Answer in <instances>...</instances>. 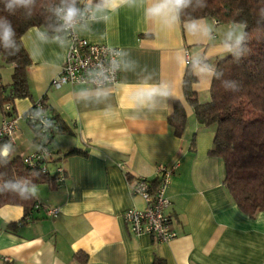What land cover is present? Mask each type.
<instances>
[{"label":"crops","instance_id":"obj_1","mask_svg":"<svg viewBox=\"0 0 264 264\" xmlns=\"http://www.w3.org/2000/svg\"><path fill=\"white\" fill-rule=\"evenodd\" d=\"M99 3L91 0V17L75 32L120 48L114 85L50 87L67 39L41 27L21 37L31 62L30 97L15 100L16 113L44 94L68 130L50 143L63 155L57 161L62 180L28 187L32 201L57 207V215L35 209L25 217L22 205H1L0 264H152L155 258L166 264H264V211L250 217L233 202L222 182V161L208 154L214 127L196 121L182 90L189 60L198 100L209 99L213 67L231 53L227 47L233 49L235 38L229 33L243 31L242 25L210 17L168 24L147 14L152 0H121L113 9L97 10ZM149 91L167 95L142 96ZM176 100L186 114L181 136L167 121ZM36 149L34 132L19 118L7 154ZM157 164L175 166L165 193L176 235L167 242L132 233L121 216L127 208L144 207L130 183L139 176L153 180Z\"/></svg>","mask_w":264,"mask_h":264},{"label":"trees","instance_id":"obj_2","mask_svg":"<svg viewBox=\"0 0 264 264\" xmlns=\"http://www.w3.org/2000/svg\"><path fill=\"white\" fill-rule=\"evenodd\" d=\"M67 3L71 0H33L27 7L9 10L6 0H0V20L6 21L14 33L7 44L0 38V66L11 65L8 83L1 81L0 74V113L2 117L19 116L34 132L37 149L40 144L50 151V155L40 156L34 166L26 164L19 155L0 156V206L20 204L25 217L31 210L39 209L28 187L34 183L59 182L57 161L63 155L53 150L50 143L56 133L68 129L46 104L44 94L21 115L16 113L15 100L30 97L27 69L31 62L21 37L31 27L43 28L46 35L64 36L56 9ZM204 17L241 24L244 39L239 46L233 44L231 53L215 63L207 101H199L192 88L196 77L189 61L182 80L183 95L196 121L214 127L208 154L222 161V182L233 202L244 214L253 217L264 211V0H191L179 13L181 22ZM43 113L48 128L40 131L34 120L36 123ZM167 121L173 134L181 136L186 127L181 101L173 102ZM5 143L6 139L0 138V151ZM147 180L153 187L157 185V175ZM152 264L166 263L155 258Z\"/></svg>","mask_w":264,"mask_h":264},{"label":"built area","instance_id":"obj_3","mask_svg":"<svg viewBox=\"0 0 264 264\" xmlns=\"http://www.w3.org/2000/svg\"><path fill=\"white\" fill-rule=\"evenodd\" d=\"M62 6H59L60 8ZM76 7L81 9L82 15L78 17L71 27L64 25L57 15V20L67 39V47L59 72L51 80L50 87L59 88L63 84L82 85L86 87L101 88L114 85L118 80L120 63V48L108 44L96 43L80 36L75 32V26L87 21L91 17V0H76ZM189 60L186 61L188 63ZM37 106L40 103L37 101ZM31 117V116H30ZM20 117H2L0 121V138H5L3 146L7 152L14 144L17 130V120ZM33 120V119H32ZM44 113L39 115L34 124L40 131L48 128L45 122ZM33 123V121H32ZM2 149V150H3ZM50 151L44 145L38 144V149L30 155L22 156L23 161L34 166L40 156H48ZM175 166L167 167L164 164H157L156 175L157 185L154 187L146 177L139 176L131 180L132 193L144 201L143 208H127L121 216L134 234L146 233L158 242H167L175 237L176 233L171 227L170 216L167 213L169 199L166 196V188L170 184ZM58 181L62 180V168ZM36 208L43 210L47 216L55 217L58 213L57 207H50L40 203L35 204Z\"/></svg>","mask_w":264,"mask_h":264},{"label":"clouds","instance_id":"obj_4","mask_svg":"<svg viewBox=\"0 0 264 264\" xmlns=\"http://www.w3.org/2000/svg\"><path fill=\"white\" fill-rule=\"evenodd\" d=\"M32 2L33 0H6V7L9 10H13L16 7H27ZM120 2L121 0H100V3L96 5V8L97 10L113 9L117 7ZM190 2L191 0H152L151 6L146 11L150 17L159 19L168 24H172L179 18V13L181 10L186 8ZM56 13L67 27L73 26L78 17L82 15L81 9L76 7L75 0H71V3H67L64 6L57 8ZM190 27L195 28L196 25L193 23L190 25ZM0 28H3L0 38H2L7 44L14 33L6 21L0 20ZM229 36H234L235 44L237 46H239L244 39L243 31H240L239 33L230 32ZM227 50L232 51V46L229 45ZM156 94L167 95L166 92L149 91L142 94V96H146L148 99H151ZM7 151V148H4L2 151H0V156H6ZM33 191H35V189H33Z\"/></svg>","mask_w":264,"mask_h":264},{"label":"rangeland","instance_id":"obj_5","mask_svg":"<svg viewBox=\"0 0 264 264\" xmlns=\"http://www.w3.org/2000/svg\"><path fill=\"white\" fill-rule=\"evenodd\" d=\"M11 65L0 66L1 81L5 84L10 81ZM20 124H23L22 122Z\"/></svg>","mask_w":264,"mask_h":264}]
</instances>
